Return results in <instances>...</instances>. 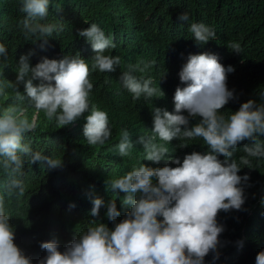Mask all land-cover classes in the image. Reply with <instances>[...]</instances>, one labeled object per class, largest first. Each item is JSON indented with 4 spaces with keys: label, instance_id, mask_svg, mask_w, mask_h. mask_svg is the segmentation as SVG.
Wrapping results in <instances>:
<instances>
[{
    "label": "clouds",
    "instance_id": "1",
    "mask_svg": "<svg viewBox=\"0 0 264 264\" xmlns=\"http://www.w3.org/2000/svg\"><path fill=\"white\" fill-rule=\"evenodd\" d=\"M17 1L0 19V264H229L259 233L221 246L224 216L264 219L260 1L237 3L241 28L207 7L222 0ZM55 133L106 174L83 218L47 181L65 171L41 147ZM249 250L237 264H264Z\"/></svg>",
    "mask_w": 264,
    "mask_h": 264
},
{
    "label": "trees",
    "instance_id": "2",
    "mask_svg": "<svg viewBox=\"0 0 264 264\" xmlns=\"http://www.w3.org/2000/svg\"><path fill=\"white\" fill-rule=\"evenodd\" d=\"M241 0H222L220 6H215L213 3L207 4V7H212L217 9L219 15L225 16L224 7L228 9V19L237 23L236 28H241L243 24V19L241 14L237 11L235 6ZM260 1L261 7L263 8L264 13V0ZM74 5V12L77 11H91L92 7L87 4L85 0H72ZM18 6L17 0H0V19L9 20L10 22L16 21L17 16L13 15L16 13ZM13 17V18H12ZM153 21V18H152ZM153 83L157 86L159 83L158 76H152ZM164 89V88H163ZM162 89V90H163ZM161 91V90H160ZM27 139H30V136L27 135ZM43 149L49 151L51 156L54 158L62 160V167L65 170L60 176H51L47 181H53L57 187L60 186L63 193L68 195V199L71 204H74L75 207H71V212L76 218H83L85 216V201L89 196H83V194L94 193L99 187L100 181L104 175H100V172L87 164V155L81 150L80 143L77 138H69L65 134L55 133L54 135L48 137L43 145ZM33 151H41L44 155L49 156L48 152L39 149L32 148ZM107 155V150L103 149L97 153L96 157L100 160H103ZM105 156V157H104ZM259 161L258 163H260ZM38 164V163H33ZM32 164V165H33ZM256 163H253L255 165ZM86 166L88 173L83 172V167ZM253 174L256 176H263L264 169L260 171L254 168ZM47 204L44 202L38 203L36 208L41 207V210L46 209ZM225 219V228L223 231V241L221 246H227L231 244L228 240L236 236V241L233 242V248L237 249L235 245L237 240L240 237L241 232L244 231H254L258 232L257 236L253 238L252 241H245L240 252L237 250V256L229 259V264H237L238 261L243 259V253L248 248L253 247V245H261L264 243V219L261 220L257 214V211L253 208L243 207L242 209L224 216ZM220 247V246H219ZM231 254V251L228 252V256Z\"/></svg>",
    "mask_w": 264,
    "mask_h": 264
},
{
    "label": "rangeland",
    "instance_id": "3",
    "mask_svg": "<svg viewBox=\"0 0 264 264\" xmlns=\"http://www.w3.org/2000/svg\"><path fill=\"white\" fill-rule=\"evenodd\" d=\"M99 168L102 169L101 167H99ZM244 253L246 254V256H251V252H250L249 248L246 251H244Z\"/></svg>",
    "mask_w": 264,
    "mask_h": 264
},
{
    "label": "bare ground",
    "instance_id": "4",
    "mask_svg": "<svg viewBox=\"0 0 264 264\" xmlns=\"http://www.w3.org/2000/svg\"><path fill=\"white\" fill-rule=\"evenodd\" d=\"M105 156H107V155H105ZM105 156H104V157H105Z\"/></svg>",
    "mask_w": 264,
    "mask_h": 264
}]
</instances>
